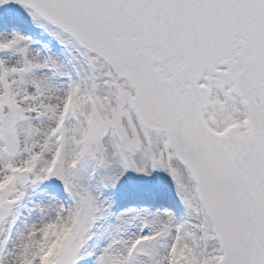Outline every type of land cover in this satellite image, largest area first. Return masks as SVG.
Listing matches in <instances>:
<instances>
[{"label": "snow or ice", "instance_id": "obj_1", "mask_svg": "<svg viewBox=\"0 0 264 264\" xmlns=\"http://www.w3.org/2000/svg\"><path fill=\"white\" fill-rule=\"evenodd\" d=\"M0 264H264V0H0Z\"/></svg>", "mask_w": 264, "mask_h": 264}]
</instances>
